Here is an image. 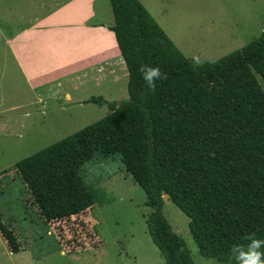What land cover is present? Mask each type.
Wrapping results in <instances>:
<instances>
[{"label": "trees", "instance_id": "obj_1", "mask_svg": "<svg viewBox=\"0 0 264 264\" xmlns=\"http://www.w3.org/2000/svg\"><path fill=\"white\" fill-rule=\"evenodd\" d=\"M110 4L114 22L108 28L128 71L127 99H87L105 104L110 112L18 160L16 171L49 226L106 202L104 192L85 181L84 165L97 156L118 155L144 192L151 209L147 232L164 264H195L162 212L164 194L189 218L199 253L234 264L232 249L244 234L255 232L264 239V155L250 162L239 152L208 98L198 72L213 66L211 61L187 58L140 0ZM239 53L264 80V31ZM141 63L167 73L155 91L145 86ZM0 233L10 252L20 251L1 213Z\"/></svg>", "mask_w": 264, "mask_h": 264}, {"label": "rangeland", "instance_id": "obj_2", "mask_svg": "<svg viewBox=\"0 0 264 264\" xmlns=\"http://www.w3.org/2000/svg\"><path fill=\"white\" fill-rule=\"evenodd\" d=\"M37 1L0 0V102L5 107L18 105L0 111V116L14 115L28 123L25 128L8 125L0 131V169L8 174L0 205L6 196L12 204L16 198L31 200L15 168L18 160L110 112L105 104L79 105V98L99 91L108 101L128 97L123 72L117 80L103 78L95 88L87 79L75 91L74 82L65 80L26 94L5 40L30 18L22 14L33 12L25 9H34ZM140 1L187 58L214 64L198 72L208 98L239 152L250 162L253 156L264 155V80L239 53L243 45L264 31V0ZM230 55L227 60H219ZM66 91L71 99H65ZM84 178L104 192L106 202L49 226L41 216L36 219L29 207L28 217L16 222L21 250L0 252V264H164L147 232L146 218L151 209L145 205L144 192L124 169L119 156H97L84 165ZM4 205L0 206L3 211ZM162 212L183 238L195 264H224L199 253L189 230V218L165 194ZM3 220L7 221L6 216Z\"/></svg>", "mask_w": 264, "mask_h": 264}, {"label": "crops", "instance_id": "obj_3", "mask_svg": "<svg viewBox=\"0 0 264 264\" xmlns=\"http://www.w3.org/2000/svg\"><path fill=\"white\" fill-rule=\"evenodd\" d=\"M25 10H33L22 14L30 18L15 29V32H11L5 43L26 86V94H32L49 85H60L65 80L74 82L72 89L75 91L87 79L95 88L103 78L117 80L120 72L127 76L128 81L125 62L114 33L108 28L114 22L110 0H38L34 9ZM97 96L108 100L99 91L96 95L79 98V105L94 103L85 101ZM65 99H71L69 91L65 92ZM40 100L38 97L37 101ZM17 106L5 107L0 102V111H8ZM28 115L29 112H26L25 116ZM6 121L10 123L7 124ZM8 125L28 127L27 122L14 115L7 118L0 116V131H5ZM7 178L5 170L0 169V198L5 194L3 190H6ZM5 199L1 203L5 204L4 211L0 208L2 220L6 216L7 221L3 222L9 224L20 243L17 220L28 217L29 207L30 213L35 214L36 219L41 215L32 199L24 202L16 198L15 205L9 197L6 196ZM2 251L10 252L0 233V252Z\"/></svg>", "mask_w": 264, "mask_h": 264}, {"label": "clouds", "instance_id": "obj_4", "mask_svg": "<svg viewBox=\"0 0 264 264\" xmlns=\"http://www.w3.org/2000/svg\"><path fill=\"white\" fill-rule=\"evenodd\" d=\"M145 86L155 91L159 81L167 79V73L158 65L141 63L138 69ZM233 249L234 264H264V239L255 232L246 233Z\"/></svg>", "mask_w": 264, "mask_h": 264}, {"label": "water", "instance_id": "obj_5", "mask_svg": "<svg viewBox=\"0 0 264 264\" xmlns=\"http://www.w3.org/2000/svg\"><path fill=\"white\" fill-rule=\"evenodd\" d=\"M203 61L202 60H199V61H197L196 63H202Z\"/></svg>", "mask_w": 264, "mask_h": 264}]
</instances>
